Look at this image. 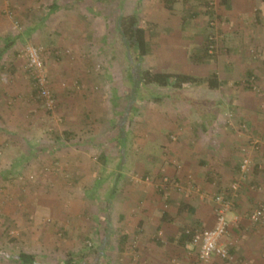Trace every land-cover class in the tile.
I'll return each instance as SVG.
<instances>
[{
    "label": "rangeland",
    "instance_id": "obj_1",
    "mask_svg": "<svg viewBox=\"0 0 264 264\" xmlns=\"http://www.w3.org/2000/svg\"><path fill=\"white\" fill-rule=\"evenodd\" d=\"M2 1L4 3L0 6V49L6 45L8 48L0 55V264H18L15 258L21 251L36 254L37 264H65L69 252L88 253L89 251L93 252L90 255L86 254L85 259L89 264L105 263L107 258L106 256L102 257L100 251L107 249L108 243L106 244V240L104 241L100 237L95 240L92 233L93 231L96 234L100 232V229L98 230L102 220L100 216L107 211L103 212V209L100 208L98 216L90 210L87 203H90V197L95 195V192H91V190L90 193L87 192L89 199H85V201L77 198V196L81 197L83 192H80L79 195L76 193L77 196L75 192L69 194L68 188L72 189L82 184L79 181V176L76 171L72 170L69 160L58 159L56 161L52 149L44 148L47 145L40 149L39 145L43 143L39 140L45 139L44 141L47 142L48 139L49 141L55 139L56 132L61 135L68 127L69 122L71 124L76 121V119L69 120L71 118L70 111L83 105H89L88 109L95 112L89 118L93 120L95 118V120L83 128H77L80 121L73 123L71 126L74 127L75 132L77 131L76 135L80 138H92L94 141H91L90 144L101 146L99 148H104V146L110 148L112 145H114L113 147L117 145L116 141L119 135L115 136L114 130L109 131L112 128H109L108 121L115 116V113L119 115L115 110L118 102L121 105L123 103L119 99V95H123L124 108L128 109L131 104L130 100L135 93H141L140 95L144 98L143 102L139 97L138 99L144 106H148L152 97L161 90L153 84L143 83L140 85L142 78L136 71V65L133 66L137 62V56L133 49L129 50L125 45L121 32L116 28V22L121 13L126 15L138 13L141 18L146 19L147 11L153 6L148 4L149 0H125L121 3H119L120 0H113L106 6H101L97 0H70L71 2L69 0H53L64 3L63 9L67 11L66 16L62 14V8H60L59 13L44 18L43 13L38 11L43 7L39 0L30 1L27 7H22V2L17 5L14 0ZM261 1L255 0L251 17H245L231 11L227 13L223 7L226 4L225 1L203 0L200 5L204 2L207 3H204L203 10L208 15L196 18L200 23L199 26L195 24L199 30L195 31L194 37L192 36L199 44H203L202 47L205 43L204 39L211 35L217 37L218 47L212 57L217 61L209 62L210 58L207 63L200 64L199 67L203 72L210 73L220 57L235 61V64L230 67L223 65L221 70L228 77L234 79L232 88L235 94L226 101L233 102L234 106L241 104L239 112L235 115L230 114V109L224 112L226 114H223L226 119H230L236 125L234 126L236 127L235 134L230 133L228 137L238 145L234 153L233 163L235 164L229 170L231 172H235L236 163L238 166L240 165L243 157L242 147L248 145L246 143L249 138L264 139V16H261L262 19H260ZM175 2L173 1L175 7L172 10L167 9L168 11L163 12L162 7L161 13L157 11L160 21H164L166 18V21L171 23L170 26L172 23L174 24L171 27L178 25L180 19L187 20L188 18L185 3ZM39 4L41 6H38ZM28 7L33 10L25 13ZM97 10L99 13L96 12ZM189 18L195 19L192 16ZM39 21L41 22L38 27L35 26L34 29H31V25H35L34 23ZM63 24L69 28L68 31L63 27ZM160 25V30H163L161 29L163 24L160 23ZM95 26L104 33H95V40L90 41L89 37ZM177 28L175 26L173 32L169 31L170 34L168 32L169 37L184 38L181 35V30H177ZM166 34V32H160V39L166 37ZM185 34L191 35L187 30ZM5 38L7 42L3 44ZM172 40L169 42L171 43ZM187 40L190 41L189 38ZM71 42L77 45V49L66 48L65 51L63 47ZM90 42H93L94 49L102 45V50L98 49V53L87 50V47L90 49L92 45ZM181 43H186L185 39L181 40ZM194 44L196 43L194 42ZM32 46L43 48L41 56L45 63L46 73L50 78L51 90L57 99L54 111L49 109L41 99L39 100L38 90L34 87V72L28 66L27 54V48ZM185 47L186 45H184ZM193 47L196 51L197 47ZM64 51L68 60L62 61L60 59ZM130 54L131 57H129ZM132 57L133 59H131ZM146 57L145 62L148 66V62H151L153 57L151 54ZM145 62H141L144 69ZM254 64H259L261 68L256 71L250 67ZM251 78L254 79L256 88L251 85ZM77 82H79V88ZM64 99L72 102L73 105L69 107L64 104ZM249 101H256L258 107L255 113L251 112L255 116L254 126L248 123L250 119L245 116L248 110L243 103ZM204 106L206 108L210 105L205 104ZM148 109L145 108L142 112L146 114ZM130 115L132 116V126L127 129L128 136L130 138L137 136L135 146H141L138 141L149 135L150 131L139 125L140 114L131 112ZM239 115L241 119H239ZM27 124L30 126L28 127ZM121 124L124 125L125 122ZM173 136L171 137L173 140H178L177 135ZM33 143L39 147L38 151H34L30 160H22V155L31 152ZM133 145L134 143L130 144L131 147ZM96 148L82 146L76 150L74 148L64 149L65 156L63 158L69 159L68 157L77 151V155L78 152L80 155L84 153L85 157L88 155L93 163V157L100 153L97 151L98 147ZM131 150L129 149L128 153L133 159L135 154ZM249 154L253 165L247 182L250 188V185L255 184L252 182L253 173L258 170L264 174V152H255L250 149ZM118 157L117 152L111 156L114 167L116 163L120 162ZM90 159H87V162ZM109 166L111 164L108 165V169ZM238 174L239 167L233 179L232 175L225 179L218 178L216 182L222 188L218 193L228 191V186L238 178ZM105 175H107L106 172L103 173L99 182L96 175L83 176L85 180L89 181L88 185L92 186L98 182L96 195L100 196V202L104 198L101 195H104L105 190L108 191L113 179V177ZM255 185L257 187L250 188V190L262 191L264 189L262 183ZM207 194L209 196V193ZM53 200L58 201L60 208L58 213L51 212L45 205L46 201L51 203ZM256 204L253 203V206ZM192 227L188 226L187 228ZM262 227H264V221ZM102 230H104L103 227ZM110 252L108 256L114 261L116 257H114L113 250ZM105 253H107L106 250Z\"/></svg>",
    "mask_w": 264,
    "mask_h": 264
},
{
    "label": "crops",
    "instance_id": "obj_2",
    "mask_svg": "<svg viewBox=\"0 0 264 264\" xmlns=\"http://www.w3.org/2000/svg\"><path fill=\"white\" fill-rule=\"evenodd\" d=\"M30 1L32 0H14L16 4L22 2V7H27ZM112 1L97 0L101 6H106L107 3ZM123 1L125 2V0H120L119 3ZM174 1H176L175 3L184 2L187 7V20L182 18L178 25H175L178 27L177 30H181V35L184 38L175 39L176 37L174 36L169 37V31L173 32L175 30V26L171 27L174 24L172 23L170 26L171 23H168L166 18L164 21H160V17L157 16V11L161 13L160 9L162 7L163 12H165L167 9L172 10L175 4L172 2L170 7L167 8L165 0H149L148 4L152 5L153 8L151 7L152 9L149 8L147 11L148 19L141 18V23L147 31L146 55L150 56L151 54L153 58L151 62H148L147 66L145 62L147 57L145 55L143 59V62H145L144 67L155 72L190 74L196 78V81L185 82L178 87L153 84L161 91H157V95L152 97L148 106L142 104L144 98L140 95L141 93H135L130 100V106L126 109L124 108L123 95H119V99L123 101L122 105L118 102L115 108L119 115L115 113V116L108 121L109 128H112L109 131L114 130L115 136L119 135V137L117 136V145L115 147L112 145L113 148L105 146L104 148H99L101 146L90 144L91 141H94L92 138H80V136L76 135L77 131L75 132L74 127L71 126L73 123L80 121L81 123L77 128H83L95 120V118L94 120L89 118L90 115L95 113L92 112L94 110L88 109L89 105H83L76 110L73 109L74 111H70L71 118L69 117V120L76 119V121L71 122V124L69 122L68 127L64 129L65 131L60 135V138L56 136L55 139L50 141L48 139L47 142L44 141V138V140H39L43 143L39 145L40 149L47 145L44 148L52 149L56 161L58 159L69 160L72 170L76 171L79 176V181L82 184L79 187L68 188L69 194L71 195L75 192V195L76 193L79 195L80 192H83L81 197L76 196L85 201V199H89L87 192L90 193L91 190V192H95V195H92L90 203H87L90 210L96 215L100 213V208L103 209V212L107 211V213L103 214L104 217L103 215L100 216V219H102L99 223L101 228L98 224L100 232L96 234L93 231L92 233L95 236L94 238H96L95 240L102 238V240H106V244L108 243V248L100 251V254L103 255L102 257L106 256L107 261L105 263L99 262L98 264H223V261L218 256H213L210 261L201 263L197 250L193 249L191 253L186 250L184 246L189 239L186 240L184 238L185 230L188 226L203 229L211 228L215 225L216 213L213 195L222 189L216 181L220 177L225 179L231 175L233 179L238 172V163H236L235 172L229 171L235 164L233 163L234 153L238 145L232 138L228 139V137L230 133L235 134L236 127L234 126L236 125L230 119H226L223 114H226L224 112L230 109V114L235 115L239 112L241 104L234 106L233 102L226 101V99H231L232 95L235 94L232 88L234 79L221 71L223 65L224 67L225 65L230 67L235 64V61L220 57L210 73L203 72L199 65L207 63L208 60H199L197 55L202 53L205 45L202 47L203 44H199L193 37L195 31L199 30L198 26L200 25L196 18L199 16L205 17L206 11L203 10V6L207 3L204 2L205 4L202 3L200 5L203 0ZM222 1L226 2L223 7L227 13L231 11L245 17H251L253 6L255 5V0ZM39 2L43 4V7L38 11L43 13L44 18L59 13L58 10L60 8H62V14L66 16L67 11L63 9L64 3L53 0H39ZM3 3L0 0V6ZM38 6H41V4ZM30 7L27 8L25 13L33 10ZM96 12L99 13L98 10ZM259 14L260 19H262L261 16H264V0L260 2ZM190 16L195 19L189 18ZM41 21L31 25V29H34L35 26L38 27ZM160 23L163 24L161 27L163 30H160ZM63 27L67 31L69 30L66 24H63ZM186 30L191 35L187 36L185 34ZM162 31L167 34L169 32V34L160 39L159 34ZM99 32L101 34L104 33L95 26L93 31H91L92 34L89 40L94 41V34ZM156 36H158L157 39ZM171 39L173 40L170 43ZM184 39L186 43L182 44L181 40ZM3 42V44H6L7 39L5 38ZM90 44L92 45L90 49L87 47V50L91 52L98 53L97 50H102L103 48L101 45L94 49L93 42H90ZM184 45H186L185 48ZM193 46L197 47L196 51H194ZM63 48H65V51L66 48L75 50L77 45L71 42ZM65 51L61 55L60 60L62 61L68 60ZM214 61H217L216 58L215 60L212 58L209 60V62ZM250 67L256 71L261 68L259 64H254V66ZM212 80L213 82H211ZM140 83V85L143 84L142 81ZM63 103L69 107L73 105L72 102H68L66 99H64ZM205 104L210 106L205 108ZM243 105L248 110L247 115H245L247 116L246 118L250 119H248V123L254 126L255 116L253 114L258 110L256 101H249L243 103ZM145 108H149L146 114L142 112ZM253 111L254 113L252 114L251 112ZM131 112L140 114V121L137 120L139 125L150 131L149 135L138 141L141 146H135L137 136L135 138L128 136L127 129L132 126ZM239 119H241L240 115ZM98 121L100 122L101 120ZM122 122H125V124L122 125ZM121 127H124V129H121L122 131L120 130ZM66 131L73 136V140H71L72 137L68 140L67 134H65ZM173 135H177L178 140H173L171 138ZM108 138L107 140H109ZM133 143L134 145L131 147L130 144ZM82 146L86 148L89 146L98 147L97 151H100V153L93 157V163L88 155L85 157L84 153L80 155L79 152L77 155V151L72 153V156L68 157L69 159L63 158L65 156L64 149L74 148L76 150V148H82ZM39 147L33 143L31 152L22 155V160H30L34 151H38ZM129 149H132L131 151L135 154L133 159L128 153ZM116 152L119 154L117 159L120 162L116 163L114 167L111 156L116 154ZM87 159L90 160L87 162ZM176 163H180L181 167H178ZM110 164L111 166L108 169ZM105 172L107 173L105 176H111L113 179L108 191L105 190L104 195H101L104 198L100 202V196L96 195V191H98V182L101 181ZM90 175L98 176V182L92 185L96 189L88 185L89 181L83 177ZM163 175L180 180L185 185L184 188L182 190L170 189L167 194H164L153 185L147 184L142 180L144 176L158 179ZM252 178L253 183H262L264 185V174L261 171L256 170ZM189 182H193L194 185L199 187V191L191 189ZM85 189L87 190L84 191ZM207 193H209V196ZM239 196L232 212L228 216L230 222L229 234L224 236L222 241L228 238L236 240V244L232 248V253L235 257L233 264H264L263 222L254 224L246 217L247 213L251 212L260 201H264V189L256 191L250 190L249 187H244ZM253 203L257 204L253 206ZM76 204L78 205V202ZM45 205L49 207L51 212L58 213L60 211L56 200L51 203L46 201ZM102 227L104 230H102ZM158 232L163 234L162 238L156 236ZM119 234L127 235L126 246L123 250L119 247ZM133 241H135L134 246L132 244ZM105 250L107 253H105ZM110 250H113L114 257H116L114 261L108 256L111 253Z\"/></svg>",
    "mask_w": 264,
    "mask_h": 264
},
{
    "label": "built area",
    "instance_id": "obj_3",
    "mask_svg": "<svg viewBox=\"0 0 264 264\" xmlns=\"http://www.w3.org/2000/svg\"><path fill=\"white\" fill-rule=\"evenodd\" d=\"M214 24V23H212ZM210 43L208 45V51L210 54H215L217 51V37L211 35ZM43 48L42 47H28V66L34 72V77L36 82L34 86L37 87L39 99H41L44 104L47 105L49 109L55 110L57 105V99L51 90V82L48 74L45 70V63L42 59ZM35 60V62H33ZM251 85L256 88V83L253 78H251ZM79 82H77V87L79 88ZM37 95V96H38ZM173 139L175 137L173 136ZM248 141V140H247ZM247 146L242 147L243 157L239 165L238 178L230 183L228 186V191L222 193H215L213 195L215 203V213H216V223L211 228H187L186 233L189 235V240L185 243V248L188 252H193V249L198 251V258L201 263H205L211 260L213 256H218L223 261V264H233L234 255L231 252L232 248L236 244L234 238H228L222 241L224 236L229 234V213L232 212L236 199L239 197L242 188L247 185L248 178L252 173L253 165L251 155L249 154L250 149L255 152H264V139L250 137L249 141L246 143ZM178 167H181L180 163H176ZM142 180L147 184L153 185L156 189L167 194L170 189L182 190L184 184L180 180L171 178L168 175H163L162 177L156 179L151 176H144ZM191 189L199 191V187L194 185L193 182H189ZM248 187V185H247ZM257 185H250L251 189L256 188ZM261 188V187H258ZM246 217L254 224H259L264 221V202L259 203L251 212L247 213ZM238 219V217H236ZM219 231L220 235L217 239L213 233ZM157 237L162 238L163 234L158 232ZM215 240L216 248L213 249L207 256L202 252V246L205 240ZM133 246L135 241L132 242ZM191 246V247H190Z\"/></svg>",
    "mask_w": 264,
    "mask_h": 264
},
{
    "label": "trees",
    "instance_id": "obj_4",
    "mask_svg": "<svg viewBox=\"0 0 264 264\" xmlns=\"http://www.w3.org/2000/svg\"><path fill=\"white\" fill-rule=\"evenodd\" d=\"M174 0H165L166 7H170V3H172ZM116 28L121 32V35L123 36L125 45L128 47L129 50L133 49V51L136 54V64H133L135 67L136 65V71L138 72V75L140 74V77L142 78V82L144 84H157V85H173V86H181L182 83L185 82H193L196 81V78L190 74L185 73H170V72H155L148 69H144L141 66V62L144 59V56L147 53V31L145 27L141 23V17L138 13H132V14H124L121 13V15L118 17V20L116 22ZM207 38V37H206ZM210 43V38L208 37L205 39L204 43V49L202 53L197 55V58L202 61L209 60L213 57V54H210L208 51V45ZM8 45L6 47L0 49V55L3 54L6 50ZM131 57V54L129 55ZM133 59V57L131 58ZM36 79L33 78V84H35ZM213 82V80L211 81ZM213 86V84H211ZM37 90V87L34 86ZM39 91H37L38 93ZM40 100V99H39ZM67 134L68 140L72 139L73 136L69 132H65ZM73 134V133H72ZM55 135L60 138V135L58 132L55 133ZM78 143V141H76ZM119 247L121 250L124 249L127 242V235L125 234H119ZM186 240L189 239V235L186 233L185 230V238ZM231 252H233L231 250ZM93 254L92 251H89L88 253H68L67 258L65 260V264H89L88 261L85 259L87 255ZM16 261L18 264H37V256L33 253H28L26 251H21L16 255Z\"/></svg>",
    "mask_w": 264,
    "mask_h": 264
},
{
    "label": "clouds",
    "instance_id": "obj_5",
    "mask_svg": "<svg viewBox=\"0 0 264 264\" xmlns=\"http://www.w3.org/2000/svg\"><path fill=\"white\" fill-rule=\"evenodd\" d=\"M35 62V60H33ZM213 235L218 239L219 238V231L213 233ZM191 247V246H190ZM216 248L215 240H205V243L202 246V252L205 256H207L213 249Z\"/></svg>",
    "mask_w": 264,
    "mask_h": 264
}]
</instances>
